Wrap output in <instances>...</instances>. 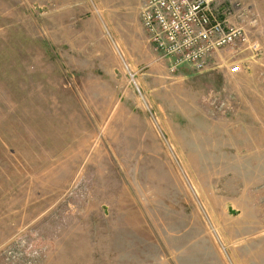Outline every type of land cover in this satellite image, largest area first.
<instances>
[{"label":"rangeland","instance_id":"1","mask_svg":"<svg viewBox=\"0 0 264 264\" xmlns=\"http://www.w3.org/2000/svg\"><path fill=\"white\" fill-rule=\"evenodd\" d=\"M143 1L0 0V264H264V0L203 72Z\"/></svg>","mask_w":264,"mask_h":264},{"label":"built area","instance_id":"2","mask_svg":"<svg viewBox=\"0 0 264 264\" xmlns=\"http://www.w3.org/2000/svg\"><path fill=\"white\" fill-rule=\"evenodd\" d=\"M246 11L240 0H144L139 20L148 42L162 57L171 59L172 70L187 65L203 72L225 48H234L230 57L244 51L243 43L257 52L256 41L248 42L240 22ZM231 17L237 21L231 23ZM233 64L229 71L239 72L241 63Z\"/></svg>","mask_w":264,"mask_h":264},{"label":"crops","instance_id":"3","mask_svg":"<svg viewBox=\"0 0 264 264\" xmlns=\"http://www.w3.org/2000/svg\"><path fill=\"white\" fill-rule=\"evenodd\" d=\"M229 21H230L231 23H235L237 20H236V18H232V17H231V18L229 19ZM220 52H221V51H218V52L216 53V55L220 54Z\"/></svg>","mask_w":264,"mask_h":264}]
</instances>
